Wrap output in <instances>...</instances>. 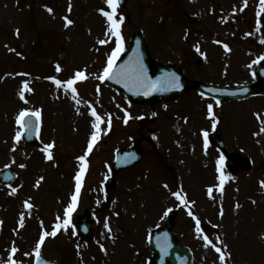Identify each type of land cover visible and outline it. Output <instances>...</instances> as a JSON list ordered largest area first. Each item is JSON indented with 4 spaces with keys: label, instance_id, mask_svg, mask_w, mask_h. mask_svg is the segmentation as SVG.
Instances as JSON below:
<instances>
[{
    "label": "rangeland",
    "instance_id": "374dc122",
    "mask_svg": "<svg viewBox=\"0 0 264 264\" xmlns=\"http://www.w3.org/2000/svg\"><path fill=\"white\" fill-rule=\"evenodd\" d=\"M101 8L108 10L104 0H0V168L10 164L18 172L15 185L8 188L11 194L0 191L1 204L6 195L12 198L8 202L12 212L0 207L5 223L0 236H14L17 221L19 236L35 245L42 232L51 233L56 223L63 224V210L75 194L77 157L84 155L93 131L94 108L102 118L101 131L87 156L74 209L78 214L84 208L91 210L94 238L85 243L70 224L46 238L44 257L61 264H147L152 256L151 230L164 223L165 212L172 207L178 210L174 230L180 242L193 250L194 264H264L260 183L264 181V92L217 104L188 89L174 100L130 103L98 79L115 47ZM258 11L259 0H247V6L244 0H127L126 7L117 9V18L124 17L121 34L127 43L121 55L134 31L142 30L151 56L177 64L192 80L222 85L250 82L264 55V23L258 21L264 12L257 15ZM65 16L74 23L65 27ZM63 46L67 53L61 61L57 53ZM77 70L87 77L75 85L80 104L70 90L47 79L66 81ZM25 80L31 91L21 100L18 93ZM24 108L41 111L40 141L34 145L14 139L20 130L16 117ZM144 121L141 161L118 172L115 184L107 187L105 178L115 151L139 138ZM213 129L219 130L230 153L240 155L241 163L225 158L222 166L217 165L221 155L214 144L205 147L203 136ZM53 142V158L48 160L44 147ZM221 171L226 178L222 193ZM173 192H181L186 203ZM25 199L31 209H24ZM196 218L205 223L200 234ZM204 235L217 246L227 245L222 248L225 261L205 246Z\"/></svg>",
    "mask_w": 264,
    "mask_h": 264
},
{
    "label": "snow or ice",
    "instance_id": "6c2138e0",
    "mask_svg": "<svg viewBox=\"0 0 264 264\" xmlns=\"http://www.w3.org/2000/svg\"><path fill=\"white\" fill-rule=\"evenodd\" d=\"M104 2L107 5L108 10L101 8V9H98V11L100 12V14L102 16H104L106 18L107 25H108L107 32L115 37V41H114L115 47L112 49L111 53L108 55L106 65L103 68V74L100 75L98 77V79L101 81H103L105 79H112V80H116L118 83L124 82L125 87H128L130 91L133 89H143L144 94L148 95V94H150V91L156 90L155 85L157 83H159V80L153 81L150 77H148L146 71L143 68V65L141 63H139L138 60L134 62L130 58V60L128 62H126L125 64H122L119 66L116 65L117 59L120 57L121 53L124 51V40H123V36L121 34V25L123 23L124 17L122 15H120L119 18H117V9H118V6L120 4V0H104ZM244 4H245V6H247V0H244ZM45 7L49 13L53 12V9L51 7H47V6H45ZM71 7H72L71 3H69V7H68L69 12H71ZM241 10H243V9H241ZM262 12H264V0H259V11H258L257 15H259ZM63 19L66 22L65 27L74 23L71 19H69L68 16L63 17ZM16 33H17V35H19V29L16 30ZM99 43L105 44V43H107V41L106 40H100ZM217 43H219V41H217ZM224 47L227 48L228 45L225 44ZM197 50H199V49H197ZM10 51H14V50L10 49ZM56 70L60 71L59 65H57ZM86 78L87 77L83 71L77 70L75 72L74 76L69 78L66 81H61L59 79H56L55 77H48L47 79L53 80L58 87L62 86L65 89L70 90V92L72 94V99L76 102V104H80L81 101L78 99V92H77V88L75 87V85H76L77 81H82V80H85ZM166 82L173 84V86H175V87H181L182 86L179 84L178 77H176L174 73L169 74V76L166 77ZM26 91H31V89L29 88L27 80H25L23 82L22 87L18 93L19 98L21 100H25V92ZM25 102H27V101H25ZM216 103L219 104L220 102L217 100ZM207 107H208L209 115L210 116L213 115L212 104H209ZM77 111H79V110L77 109ZM91 115L93 117H95V121L92 124L93 131H92L91 137L87 143V148L85 150L84 155L77 157L78 161L80 162V170L76 173V176H75V180H76L75 194L72 196V202L68 205V207L65 211L64 218H63V224L58 222L55 224L51 233L44 231L39 236V240L36 242L35 247H34V253H35L36 260H37V264H49L48 261H44L41 257V247L44 244L46 237H48V236L55 237L57 235L58 230H60L61 228L66 229L71 224V214H72L74 208L76 207L77 199H78L79 193L81 191L82 178H83V176L87 170V167H88L87 156H88V154L91 153L93 146H94L95 142L97 141L98 136H99L100 131H101V129H100V123L102 122L101 116L96 112V110L94 108L91 111ZM256 115H257V118L259 119L260 114L257 113ZM40 116H41V111L39 109H37L35 111H32V110L27 109V108L21 109L19 111V114L16 117V123L20 126V130L16 132L14 139L18 142L21 138L22 133L25 130H27L28 132L32 131L33 118H35V121L37 122L36 130L38 132V130H39L38 122L40 120ZM124 122L125 123L128 122V115L127 114L125 115ZM108 126L111 127L110 118L108 120ZM213 127H215V121L213 123ZM261 131L264 132V121H262ZM203 136H204L205 147H207L208 132L204 131ZM13 147H15V146H13ZM53 147H54V142L49 143V144L45 145V147H44V152L47 154L45 158L48 160H51L53 158L51 151H50ZM224 159H225V157L223 155H221L217 161V165L222 166ZM20 167L23 168V167H25V165L21 164ZM217 171H220V167L217 168ZM42 179H43V177H41V180ZM225 179L226 178H225L223 172L221 171L220 177H219V180H220L219 190L221 191V193L223 192V186L225 183ZM39 182L40 181H37V186L39 185ZM260 183L262 186H264V181H261ZM165 187H167V185H165ZM12 192L15 193L16 189L12 188ZM207 192H208L209 196H212L213 188L209 187ZM172 195L180 198V202L182 204L186 203V199L182 197L181 192H173ZM192 203H194V201ZM24 205L28 209H31V207H32V205L28 201H25ZM237 207H239V205H237ZM188 214L190 216L193 215L192 211H189ZM222 214H223V210L221 209V215ZM2 223L3 222L0 221V224H2ZM19 225H20V227H23V225H24V214L23 213L20 214ZM105 227H107V224L105 225ZM196 228H197V234H200L202 232V229L200 228V220L199 219H196ZM109 231H110V229H109ZM216 239L219 240V237H217ZM203 240L205 241L206 247L210 246V247L214 248L217 253H219V260L221 262L225 261V252L222 251V248L226 249L227 248L226 244H223L221 242L222 247L217 246V244L213 243V240L210 239L208 235H204ZM101 247L103 248V245H101ZM162 247L164 248V250H166V246H162ZM17 251H18V249L13 245L9 250V254H8L7 258L6 259H0V264H21V262L17 261L14 258L15 253ZM25 255H29V253H25Z\"/></svg>",
    "mask_w": 264,
    "mask_h": 264
},
{
    "label": "water",
    "instance_id": "95a60500",
    "mask_svg": "<svg viewBox=\"0 0 264 264\" xmlns=\"http://www.w3.org/2000/svg\"><path fill=\"white\" fill-rule=\"evenodd\" d=\"M127 0H120V5H125ZM65 49L62 50L60 56L65 58ZM130 58L135 62L139 61L143 65L144 70L146 71L148 77H150L153 81L159 80L155 86L157 88H163L169 85H163L164 80L166 81V77L169 74H175L178 77V82L181 87H175L173 84L170 83L173 90H169V94H180L182 93L187 87L195 86L199 90L205 93H210L211 95L217 96L222 99L226 98H245L248 96L253 95L256 92H259L262 88H264V63L259 65L257 68V77L261 80L259 83L249 84L245 86H236V87H228V88H219V87H212L210 85L202 84L201 82H189L185 77H181L179 73H176L172 67L164 68L157 62L153 61L150 58L149 51L147 49V45L141 37L137 36L134 38L133 45L131 46L129 52L125 55L124 58L120 59L116 62V65L125 64L130 60ZM152 68H156L155 76L150 74V70ZM175 68V67H174ZM176 69V68H175ZM178 72V71H177ZM108 83H115L120 88L124 89L128 94H134V90H129L128 87H125L124 82L118 83L116 80L106 79ZM179 90V91H178ZM171 95V96H172ZM34 128L32 129V133H28L25 130L26 135L31 139L32 137L36 136V123L33 124ZM135 160L132 155H125L124 161L119 162V166L130 165ZM116 169L114 170V172ZM9 180L13 177L12 172L7 171L4 174ZM172 224V219L169 220L168 225L166 226V230H161L156 233L152 240V247L156 250L158 257L155 259L154 264H191V254L184 246H179L175 244V237L173 233L170 231V226ZM168 230V231H167ZM163 238L161 242L160 239ZM159 239V242H158ZM159 245V246H158ZM162 246H166V250Z\"/></svg>",
    "mask_w": 264,
    "mask_h": 264
},
{
    "label": "flooded vegetation",
    "instance_id": "af4514ba",
    "mask_svg": "<svg viewBox=\"0 0 264 264\" xmlns=\"http://www.w3.org/2000/svg\"><path fill=\"white\" fill-rule=\"evenodd\" d=\"M7 249H8L7 246L2 245V246L0 247V255H2V256H7V255L9 254V253L5 252ZM21 250H22L21 255L23 256V257L21 258V260H22L23 262H28V264H32V263H33V259H32L31 262H30V259H29V255H30V253H29V248H28V247H24V248H21ZM25 253H29V255H25Z\"/></svg>",
    "mask_w": 264,
    "mask_h": 264
}]
</instances>
